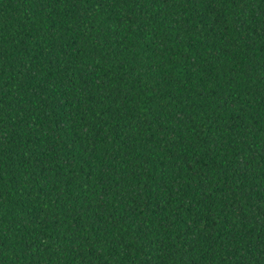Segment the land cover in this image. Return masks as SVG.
Segmentation results:
<instances>
[{"label":"trees","instance_id":"trees-1","mask_svg":"<svg viewBox=\"0 0 264 264\" xmlns=\"http://www.w3.org/2000/svg\"><path fill=\"white\" fill-rule=\"evenodd\" d=\"M0 264H264V0H0Z\"/></svg>","mask_w":264,"mask_h":264}]
</instances>
